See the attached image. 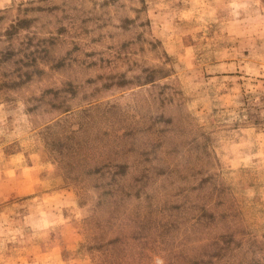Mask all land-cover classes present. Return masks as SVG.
<instances>
[{"label": "rangeland", "instance_id": "rangeland-1", "mask_svg": "<svg viewBox=\"0 0 264 264\" xmlns=\"http://www.w3.org/2000/svg\"><path fill=\"white\" fill-rule=\"evenodd\" d=\"M0 264H264V0L0 9Z\"/></svg>", "mask_w": 264, "mask_h": 264}, {"label": "clouds", "instance_id": "clouds-1", "mask_svg": "<svg viewBox=\"0 0 264 264\" xmlns=\"http://www.w3.org/2000/svg\"><path fill=\"white\" fill-rule=\"evenodd\" d=\"M14 0H0V9L9 8L13 5ZM256 3H260V0H255ZM16 4L20 3V0H15Z\"/></svg>", "mask_w": 264, "mask_h": 264}]
</instances>
